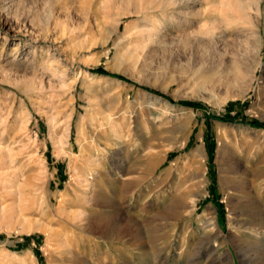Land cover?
Here are the masks:
<instances>
[{
	"label": "rangeland",
	"instance_id": "1",
	"mask_svg": "<svg viewBox=\"0 0 264 264\" xmlns=\"http://www.w3.org/2000/svg\"><path fill=\"white\" fill-rule=\"evenodd\" d=\"M227 1L0 0V264L264 261V0L212 42Z\"/></svg>",
	"mask_w": 264,
	"mask_h": 264
},
{
	"label": "bare ground",
	"instance_id": "2",
	"mask_svg": "<svg viewBox=\"0 0 264 264\" xmlns=\"http://www.w3.org/2000/svg\"><path fill=\"white\" fill-rule=\"evenodd\" d=\"M228 4L226 6H228V13L227 14H222V15H217V16H212L211 18L208 19V22H210L211 24V28L208 29L206 31V36L208 38H210V40L212 42H215L217 40H221L223 41L224 43H228V39L225 38V35L223 32H217V30H220L221 27H224L226 28L225 30L228 31L229 27H243V29L246 26L248 20L250 21L251 20V15H249V11H246L247 8H246V4H245V1L244 0H229L227 1ZM247 3V2H246ZM222 5V4H221ZM250 5V4H249ZM226 11H227V7H225ZM249 10V9H248ZM225 12V11H223ZM215 13V11H214ZM219 14V13H218ZM213 15V14H212ZM209 17V16H208ZM247 29V28H246ZM256 36V35H255ZM256 42L257 44L259 45V55L261 56L262 55V52H263V49H264V38H262L261 36L257 35L256 36ZM240 73V72H238ZM240 75V74H239ZM199 152V151H198ZM199 164V169L196 171V173L194 174L195 176L193 177V179H196L198 181V183L195 185L197 188H203V185H204V181H203V164L198 162ZM3 168L0 167V170H2ZM195 182V181H194ZM17 183V182H16ZM5 184V183H4ZM3 185V184H2ZM10 184L8 183L7 184V181H6V184L4 186V188H9ZM179 190V189H178ZM177 191V190H176ZM179 194V193H178ZM207 193L204 192V195H206ZM174 197V196H173ZM177 197V196H176ZM175 198V197H174ZM179 198V196H178ZM197 200V199H196ZM196 200H193V205L194 207H196V203L197 201ZM181 202V201H180ZM185 203V202H184ZM183 203V204H184ZM180 204V203H179ZM187 205V204H185ZM176 206V205H175ZM189 209V208H188ZM195 209V208H194ZM191 214H192V211H191ZM208 216V215H207ZM188 218V217H187ZM190 218V217H189ZM204 223L207 224L208 227H214L215 224L213 223L212 221V218L211 217H208V218H205L204 219ZM263 229V228H262ZM120 232V231H119ZM118 232V233H119ZM121 234V233H119ZM264 239V238H263ZM260 246V251L262 252L261 255H264V240L262 241V244L259 245ZM264 257V256H263ZM262 257V258H263ZM252 260V259H251ZM260 260V259H259ZM263 260V259H262ZM257 262V261H256ZM264 261H258L257 263H260L262 264Z\"/></svg>",
	"mask_w": 264,
	"mask_h": 264
},
{
	"label": "trees",
	"instance_id": "3",
	"mask_svg": "<svg viewBox=\"0 0 264 264\" xmlns=\"http://www.w3.org/2000/svg\"><path fill=\"white\" fill-rule=\"evenodd\" d=\"M99 72L104 73L103 70H99ZM185 105H189L195 108H199V107H206L205 105H203L202 103H184Z\"/></svg>",
	"mask_w": 264,
	"mask_h": 264
}]
</instances>
